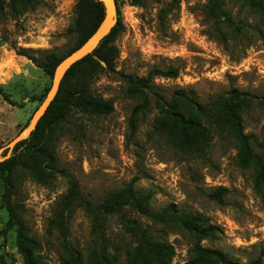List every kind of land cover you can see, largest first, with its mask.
I'll return each instance as SVG.
<instances>
[{"label":"rangeland","instance_id":"obj_1","mask_svg":"<svg viewBox=\"0 0 264 264\" xmlns=\"http://www.w3.org/2000/svg\"><path fill=\"white\" fill-rule=\"evenodd\" d=\"M2 1L0 148L29 126L52 84L17 52L39 62L47 53L62 58L72 54L74 35L68 30L78 0ZM170 1L140 0L132 6L130 0H115L121 27L114 42V72L101 71L86 80L90 94L112 111L72 112L49 129L45 154L53 157L60 173L48 183L35 180L25 156L13 172L11 201L36 242L37 264H61L71 256L78 264H131L136 238L123 219L135 220L149 243L172 251L165 264H187L192 257L188 232L131 209L99 215L95 222L76 205L61 229V201L70 181L95 206L132 182L153 195L152 212L170 208L179 215H202L215 228L202 247L235 263L247 264L264 250V183L255 186L252 162L240 165L233 126L219 129L205 117L214 104L236 92L242 100L241 131L254 137L250 146L264 167V11L237 0L209 17L206 0H180L177 10ZM152 70H176L177 77H156L133 96L124 77L145 78ZM77 79L83 80L82 74ZM169 111L193 117L206 129L203 152L184 154L170 144L160 128ZM49 171L44 164V174ZM218 188L227 190L222 203L212 197ZM4 192L0 178V258L5 264H24Z\"/></svg>","mask_w":264,"mask_h":264},{"label":"trees","instance_id":"obj_2","mask_svg":"<svg viewBox=\"0 0 264 264\" xmlns=\"http://www.w3.org/2000/svg\"><path fill=\"white\" fill-rule=\"evenodd\" d=\"M23 0H11L14 3H21ZM140 0H130L132 6H138ZM207 15H215L217 10L223 9L227 4H232L237 0H206ZM250 8L264 11V0H247ZM26 0H24V3ZM180 0H171L170 5L173 10H177ZM3 15V1L0 0V19ZM226 15V13L224 14ZM105 17V7L102 2L95 0H78L75 6V19L73 27L68 31L74 35L73 51L81 48L96 32ZM228 19V16L226 17ZM118 20L110 33L102 40L99 46L82 60L69 68L64 75L57 94L48 106L46 112L37 123L35 130L30 134L28 140H24L15 145L9 159L0 163V178L4 184L3 202L8 214L9 224L15 228V245L18 254L24 264H37L34 258L36 242L28 236V231L22 217L11 201L12 174L19 165L22 156L26 157L28 169L31 175L41 184H46L58 172L54 167L53 157L45 154L44 144L46 142L49 129L64 121L72 112H80L86 115H107L112 111V107L106 102L93 97L89 92L86 80L90 79L101 71L114 72L115 61L118 58V50L114 45L116 36L120 29ZM18 56L25 57L42 70V72L52 80L57 66L64 59L55 53H47L39 62L36 58L29 56L23 50L17 52ZM82 74L83 80H78L77 76ZM177 77L176 70L160 71L152 70L145 78L124 77L129 91L133 96H138L142 90H147L149 84L156 78ZM0 88V93H1ZM242 100L236 92L229 95L228 99H222L214 104L213 108L205 114L207 121L219 129H226L233 126L237 139V159L241 166L247 162H252L255 167V186L264 183V167L261 160L253 154L250 141L255 143L254 137L244 135L241 131L238 113ZM173 110V109H172ZM167 118L160 124L162 132L166 135L170 144L184 154H198L205 150L208 143L206 129L200 125L195 118L186 119L179 113L167 112ZM31 141V142H30ZM28 142H30L28 144ZM28 146L25 152L21 149ZM5 154V153H4ZM3 154V155H4ZM48 163L49 173L44 174V164ZM227 193L225 188H218L213 195L218 203H222L221 197ZM151 193H145L134 188L133 183H129L125 188L111 192L104 201L98 205H93L84 200L79 187L75 181L69 182L67 193L61 201V211L59 214V225L64 227L65 217L74 206H81L92 215L96 222L100 216H111L120 214L124 209H131L138 215L152 219L161 225H175L185 230L191 235L192 250L191 259L187 264H238L225 259L217 252L202 247L201 243L210 237L215 228L208 224L207 219L199 214H177L174 210L166 208L159 212L151 211ZM125 229L136 238V246L130 260L131 264H165L168 253L172 251L166 246L151 244L147 241L145 232H138V225L135 220L123 219ZM264 257V250L259 256L247 264H261ZM169 260V258H168ZM78 258L71 256L63 260L61 264H78ZM0 264H5L0 258Z\"/></svg>","mask_w":264,"mask_h":264},{"label":"water","instance_id":"obj_3","mask_svg":"<svg viewBox=\"0 0 264 264\" xmlns=\"http://www.w3.org/2000/svg\"><path fill=\"white\" fill-rule=\"evenodd\" d=\"M102 2L105 7V17L99 28L93 34V36L78 50L65 57L57 66L52 78L51 87L41 103L40 108L32 116L29 126L22 130L14 139H12L7 145L0 148V163L9 159L13 148L16 144L26 140L30 134L35 130V127L39 120L46 112L48 106L53 101L60 83L69 70L78 61L82 60L87 55L91 54L102 42V40L110 33L117 21V11L115 0H95ZM3 153H5L3 155Z\"/></svg>","mask_w":264,"mask_h":264},{"label":"bare ground","instance_id":"obj_4","mask_svg":"<svg viewBox=\"0 0 264 264\" xmlns=\"http://www.w3.org/2000/svg\"><path fill=\"white\" fill-rule=\"evenodd\" d=\"M39 47V46H38ZM32 48V47H31ZM5 75H3L2 71L0 70V77H3Z\"/></svg>","mask_w":264,"mask_h":264}]
</instances>
